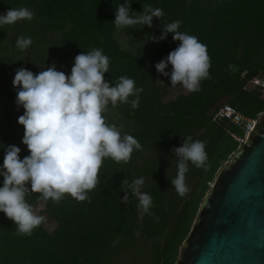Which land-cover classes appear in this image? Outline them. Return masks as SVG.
I'll use <instances>...</instances> for the list:
<instances>
[{"label":"trees","instance_id":"1","mask_svg":"<svg viewBox=\"0 0 264 264\" xmlns=\"http://www.w3.org/2000/svg\"><path fill=\"white\" fill-rule=\"evenodd\" d=\"M122 3L125 0H0V15L21 7L34 13L31 21L0 28V166L9 145L21 149V159L29 155L18 123L24 109L15 103L12 84L17 69L38 73L54 64L70 75L76 55L101 48L110 58L106 81L114 85L127 76L143 89L138 108L109 105L105 114L111 124L110 114L131 123L133 129L124 134L135 137L141 149L128 163L103 162L101 183L88 194L90 203L68 197L54 204L30 194L27 200L37 214L54 223L50 231L43 224L31 236L16 235L15 223L0 212V264H174L218 169L245 139L240 129L217 116L219 108L228 105L255 121L264 112V89L252 84L264 78V0H130L133 15L141 13L144 4L164 12L161 19L153 17L152 27L136 26L133 37L138 33L144 42L132 49H122L114 39L116 7ZM177 20L180 32L206 46L210 78L202 80L196 92L163 101L155 65L179 42L171 33L159 42L151 39ZM21 36L32 39L23 52L16 47ZM229 64L238 71L233 73ZM165 71L170 72L171 65ZM187 136L205 143L208 160L206 169L190 165L189 192L181 197L170 181L176 175L172 149ZM138 177L145 179L142 191L153 198V215L143 218L130 192V202L121 203V187H127L123 181L130 184Z\"/></svg>","mask_w":264,"mask_h":264},{"label":"clouds","instance_id":"2","mask_svg":"<svg viewBox=\"0 0 264 264\" xmlns=\"http://www.w3.org/2000/svg\"><path fill=\"white\" fill-rule=\"evenodd\" d=\"M164 12L143 5L141 13H131L130 0L116 7L117 29H138L136 26L152 27L153 17L162 18ZM34 13L26 7L11 8L0 15V28L14 25L22 20L31 21ZM179 20L163 26L159 37L151 41L159 42L171 33L178 46L155 65L156 71L170 78L171 86H182L188 92H196L202 80L209 77L210 58L206 46L198 38L179 31ZM32 44L31 37H18L16 47L26 51ZM171 65V71H165ZM110 69V58L103 49L93 48L75 56L70 75L58 71L53 64L43 67L38 73L21 67L16 70L12 81L17 89L15 103L24 109L18 117L23 126L22 143L29 155L20 158L21 149L15 145L5 148L0 176V212L16 225V235L31 236L42 226L46 217L37 214L28 202L30 194H39L38 200L60 204L68 197L77 202L88 201L89 192L100 185V169L106 159L116 163H128L132 153L141 149V144L130 134H122L120 129L107 121L106 113L121 104H129L132 109L139 106L142 88L127 76H121L116 83L105 80ZM130 97H135L129 100ZM176 175L171 184L175 192L183 197L189 192L186 174L190 165L197 169L207 168L205 143L183 137L182 145L174 147ZM121 187L125 195L121 203H129V192L138 201L139 216L153 215V198L143 192V177H138ZM139 235V231L135 233Z\"/></svg>","mask_w":264,"mask_h":264},{"label":"water","instance_id":"3","mask_svg":"<svg viewBox=\"0 0 264 264\" xmlns=\"http://www.w3.org/2000/svg\"><path fill=\"white\" fill-rule=\"evenodd\" d=\"M174 264H264V112L218 169Z\"/></svg>","mask_w":264,"mask_h":264},{"label":"rangeland","instance_id":"4","mask_svg":"<svg viewBox=\"0 0 264 264\" xmlns=\"http://www.w3.org/2000/svg\"><path fill=\"white\" fill-rule=\"evenodd\" d=\"M134 33L138 32V29H134V28H128V29H115L114 31V39L115 41L119 44V46L122 49H132L134 46H137L136 42H144L143 39H138L140 38V34H136V38L133 37ZM228 69H230L228 67ZM243 75V73L241 74V76ZM260 78V77H259ZM257 78L256 80L261 81V79ZM156 80V84L160 85L161 87H163L160 91L161 94V98L163 101L167 100L168 98L172 99L174 98L176 95H178L179 93H186L187 90H185L182 86L177 85L176 87L171 86V81L170 78L167 76H162L159 75L155 78ZM249 85L244 86L248 87ZM24 111H21V113H23ZM111 120H112V124H115L121 131L122 134L124 133H129L133 128H132V124L131 123H127V122H122L118 116H113V114L109 115ZM109 118V117H108ZM258 119V118H257ZM132 125V126H131ZM37 212V209H35ZM54 227V223H44V228L47 231H50L52 228Z\"/></svg>","mask_w":264,"mask_h":264},{"label":"built area","instance_id":"5","mask_svg":"<svg viewBox=\"0 0 264 264\" xmlns=\"http://www.w3.org/2000/svg\"><path fill=\"white\" fill-rule=\"evenodd\" d=\"M252 84L264 89V78L261 81L253 80ZM217 116L228 120L234 127L240 129L244 136L251 131L256 122L255 120L242 116L228 105H222L218 110Z\"/></svg>","mask_w":264,"mask_h":264}]
</instances>
